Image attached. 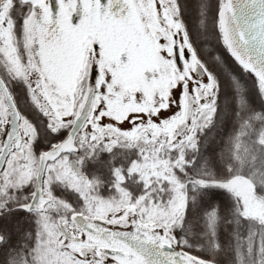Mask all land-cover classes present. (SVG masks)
Instances as JSON below:
<instances>
[{"label": "snow or ice", "instance_id": "6c2138e0", "mask_svg": "<svg viewBox=\"0 0 264 264\" xmlns=\"http://www.w3.org/2000/svg\"><path fill=\"white\" fill-rule=\"evenodd\" d=\"M0 264H264V0H0Z\"/></svg>", "mask_w": 264, "mask_h": 264}]
</instances>
